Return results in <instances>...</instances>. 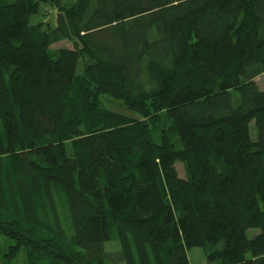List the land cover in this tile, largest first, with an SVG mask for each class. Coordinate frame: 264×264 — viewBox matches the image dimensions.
<instances>
[{"label":"trees","instance_id":"1","mask_svg":"<svg viewBox=\"0 0 264 264\" xmlns=\"http://www.w3.org/2000/svg\"><path fill=\"white\" fill-rule=\"evenodd\" d=\"M37 10L0 5L5 264H190L209 246L210 263L264 264V0H78L76 47L55 55ZM101 96L144 121L167 111L170 132L108 121Z\"/></svg>","mask_w":264,"mask_h":264},{"label":"rangeland","instance_id":"2","mask_svg":"<svg viewBox=\"0 0 264 264\" xmlns=\"http://www.w3.org/2000/svg\"><path fill=\"white\" fill-rule=\"evenodd\" d=\"M15 0H0L1 4H12ZM78 0H58L55 4L41 2L40 0H34L35 5L38 7L37 13L31 17V24L35 26H42L43 30L49 33L51 37V53L54 55L58 53L61 49H74L76 47V40L71 31V25L65 18V11L75 6ZM89 61L88 58L82 56L78 65L77 74L80 78H84L86 74V68ZM257 83L262 91H264V76L257 79ZM99 102L102 105V110L106 113V118L108 121L116 123L118 126H123L128 124L127 121H137L147 124L151 136L156 144H160L162 135L165 132H170L171 130V120L167 111H161L155 114L150 120L144 121L141 119L133 110L129 109L124 103L112 99L108 96H101ZM254 128V126H253ZM105 133L106 129H101ZM102 133V132H101ZM253 137H256V133L253 129ZM45 143L57 144L56 139H46ZM65 146L68 153L73 155V145L71 142H66ZM4 163L8 164V159H4ZM180 178L185 179L186 170L185 167L178 163L176 165ZM57 209L58 213L67 234H70V223L68 215L66 212V206L64 199L61 196L57 198ZM259 234V230H250L247 233L249 239L254 238ZM49 236V235H48ZM4 253L7 251L8 243L3 241ZM106 252L116 253L120 250V245L117 241L106 244ZM218 248L209 246L205 249L195 248L188 252L190 259V264H214L209 262V254ZM220 249V247H219ZM106 264H125L114 263L110 259H106ZM0 264H5L3 257L0 256ZM14 264H27V258L24 252H22L16 259ZM41 264V263H39ZM216 264V263H215Z\"/></svg>","mask_w":264,"mask_h":264},{"label":"crops","instance_id":"3","mask_svg":"<svg viewBox=\"0 0 264 264\" xmlns=\"http://www.w3.org/2000/svg\"><path fill=\"white\" fill-rule=\"evenodd\" d=\"M25 255H26V253H25ZM26 258H27V256H26ZM27 264H30V263L28 262V259H27Z\"/></svg>","mask_w":264,"mask_h":264}]
</instances>
